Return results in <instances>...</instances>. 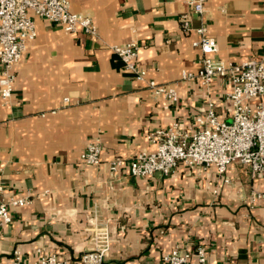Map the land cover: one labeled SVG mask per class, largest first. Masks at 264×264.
Instances as JSON below:
<instances>
[{"label":"crops","instance_id":"0c3cea01","mask_svg":"<svg viewBox=\"0 0 264 264\" xmlns=\"http://www.w3.org/2000/svg\"><path fill=\"white\" fill-rule=\"evenodd\" d=\"M69 4L92 16L96 34L65 32L35 16L36 37L14 66L13 95L0 98L3 197L29 200L11 207V222L0 226V264H12L15 249L34 259L37 248L80 264L81 254L97 247L109 261L158 263L176 246L197 245L206 249V264H264V171L252 176L237 160L224 174L179 163L167 175L139 178L127 166L137 151L152 149L149 131L173 121L194 127L209 100L220 119H231L228 79L202 85L183 77L201 68L195 29L215 39V59L264 56V0H207L202 15L182 0ZM182 14L189 30L181 28ZM131 39L145 80L110 49ZM150 80L175 84L177 102L155 95ZM94 139L98 165L80 159ZM117 156L124 164L112 173L107 165Z\"/></svg>","mask_w":264,"mask_h":264},{"label":"built area","instance_id":"2783aa9c","mask_svg":"<svg viewBox=\"0 0 264 264\" xmlns=\"http://www.w3.org/2000/svg\"><path fill=\"white\" fill-rule=\"evenodd\" d=\"M182 1L194 13L202 15L206 11L207 0ZM35 16L59 25L65 32L81 30L88 35L97 32L92 16L72 11L69 0H0V98L3 102L13 95L14 66L23 57L27 43L36 37ZM181 28L190 29L186 14L181 15ZM195 31L200 37L192 41V46L202 53L201 68L195 74L183 73V77H195L202 85H209L218 77L228 79L230 88L226 99L231 104V119H220L214 111V102L209 100L206 113L195 119L194 127L183 130L178 121L155 127L146 135L152 149L139 150L129 159L128 172L132 176L143 178L156 172L167 175L179 163L188 167L214 168L218 174H224L235 160L247 165L252 176L264 171V56L241 62L215 59L218 49L215 39L205 35L204 27ZM110 49L137 80H145L146 71L137 64L138 45L134 39L112 44ZM148 86L155 95L171 103L177 102L175 84L150 80ZM63 102L68 104V98L65 97ZM100 153V143L94 139L82 151L80 159L86 164L98 165L101 163ZM123 164V158L117 156L107 167L116 173ZM8 190L7 186L0 185V226L11 222V207L29 203L25 197H3ZM35 253L36 257L29 259L15 249L12 264H68L56 253H43L40 248ZM105 255V248L85 251L81 254L80 264H122L106 260ZM192 256L196 258V264H206V249L202 245H197L193 251L176 246L163 254L158 263L142 264H189Z\"/></svg>","mask_w":264,"mask_h":264}]
</instances>
